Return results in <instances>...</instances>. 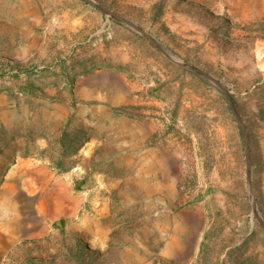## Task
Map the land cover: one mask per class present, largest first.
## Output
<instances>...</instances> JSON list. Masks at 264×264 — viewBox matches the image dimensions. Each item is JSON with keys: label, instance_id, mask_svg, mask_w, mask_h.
Listing matches in <instances>:
<instances>
[{"label": "rangeland", "instance_id": "rangeland-1", "mask_svg": "<svg viewBox=\"0 0 264 264\" xmlns=\"http://www.w3.org/2000/svg\"><path fill=\"white\" fill-rule=\"evenodd\" d=\"M92 1L227 89L264 222V0ZM0 264H264L224 94L86 0H0Z\"/></svg>", "mask_w": 264, "mask_h": 264}, {"label": "water", "instance_id": "water-1", "mask_svg": "<svg viewBox=\"0 0 264 264\" xmlns=\"http://www.w3.org/2000/svg\"><path fill=\"white\" fill-rule=\"evenodd\" d=\"M89 3H91L92 5H94L95 7H97L99 10H101L103 13H105L107 16H110L114 19H116L117 21L121 22L122 24L126 25L127 27L131 28L132 30L138 32L139 34H141L142 36H144L149 42H151L159 51H161L170 61H172L173 63L181 66L184 69H187L193 73H196L198 75H200L201 77H203L204 79H206L207 81L211 82L214 86H216L226 97L228 103L230 104L236 118L238 119L241 129H242V133L244 136V140H245V145H246V175H247V181H248V185H249V195H250V200H251V205H252V213L253 216L256 218V220L258 221V223L264 228V222L262 221V219L260 218L259 215V211L256 207V203L252 194V190H251V183H250V148H249V142H248V138H247V134L245 132L244 129V125L242 122V119L239 115V111L236 107V104L232 98V96L230 95V93L227 91V89H225L215 78H213L212 76H210L209 74L205 73L204 71L191 66L189 64H186L182 61H180L177 57H175L173 54L165 51L151 36H149L147 33L143 32L141 29H139L138 27H136L135 25H133L132 23H130L129 21L111 13L110 11L106 10L105 8L97 5L96 3H94L92 0H86Z\"/></svg>", "mask_w": 264, "mask_h": 264}, {"label": "bare ground", "instance_id": "bare-ground-1", "mask_svg": "<svg viewBox=\"0 0 264 264\" xmlns=\"http://www.w3.org/2000/svg\"><path fill=\"white\" fill-rule=\"evenodd\" d=\"M3 95V94H2ZM1 95V96H2ZM5 98V96H2V98L1 99H4ZM63 188V187H62ZM56 192V191H55ZM55 195V194H54ZM47 197V196H46ZM50 203V198H48L47 197V199L45 200V204H49Z\"/></svg>", "mask_w": 264, "mask_h": 264}]
</instances>
